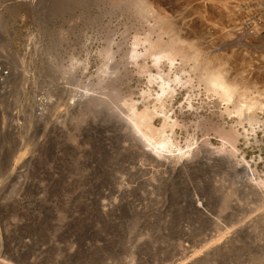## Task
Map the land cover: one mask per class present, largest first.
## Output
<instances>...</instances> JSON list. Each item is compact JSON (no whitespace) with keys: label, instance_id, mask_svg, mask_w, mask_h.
I'll return each instance as SVG.
<instances>
[{"label":"rangeland","instance_id":"obj_1","mask_svg":"<svg viewBox=\"0 0 264 264\" xmlns=\"http://www.w3.org/2000/svg\"><path fill=\"white\" fill-rule=\"evenodd\" d=\"M46 1L0 0V264H264V117L223 151L211 128L235 121L200 77L145 55L158 1L136 0L148 21L126 3ZM157 73L174 89L167 135L195 143L161 166L121 141L115 109L152 102Z\"/></svg>","mask_w":264,"mask_h":264},{"label":"bare ground","instance_id":"obj_2","mask_svg":"<svg viewBox=\"0 0 264 264\" xmlns=\"http://www.w3.org/2000/svg\"><path fill=\"white\" fill-rule=\"evenodd\" d=\"M49 1L51 3V0ZM83 1L54 0L52 3L56 10L63 11L75 5H81ZM109 1L112 5L129 4V8L134 9L135 13L141 17L151 13L153 8L152 6L148 8L150 5H142L136 0ZM156 1H158V10L154 11L155 15L151 17L154 25L147 33L149 36L156 33L157 39L152 42L146 33L144 34L146 38L141 36L148 46L145 48V55L153 58L158 64L166 61L171 67L178 59L182 68H189L190 71L187 74L192 73L200 77L205 91L215 96L219 104L223 106L219 116H227L229 120L233 118L232 122L235 121L229 129L218 126L211 128L221 139L223 151L228 149V153L234 155L237 152L236 144L239 139L241 137L247 139L249 133H254L255 129L262 124L261 116L264 117V86H262L264 82L260 81L261 85H258L257 79L264 77L263 74L261 76V68H264V0H252V2L249 0H175L171 7L173 17L164 9L167 0ZM191 16L194 18L192 19ZM144 17L143 19H146ZM230 25L233 29L228 27ZM186 38H190L191 41H185ZM251 71L256 72L254 75L256 81L252 79L254 76L250 77ZM157 79L162 82L159 87L160 94L156 93L152 102L146 104L141 111H138L133 103L126 102H120L121 105H116L115 109L119 117L123 119L122 125L125 132L127 131L124 132L125 135L121 141L130 143L127 145L129 148H137V151L141 149L147 159L161 166L158 159L166 161L174 157L180 160L189 155V148L195 143H188L186 151H183L175 146L171 136L167 135V131H171L177 125V122L171 121L163 109L168 97H172L174 89L170 87L168 75L163 76L157 73L150 76V81ZM176 80H179L177 75L175 83ZM90 104V106L93 105L92 102ZM122 106L127 109H122ZM155 118L161 119L160 127L154 126ZM201 120L199 124L202 125L206 120L204 121L203 118ZM238 127L242 129L241 132ZM24 155L25 153H20L17 159L21 160ZM243 173L247 177L254 174L249 169H245ZM258 192L261 194L262 191ZM216 235L219 236V234ZM215 241L212 243H216ZM222 241H225L223 237L216 244Z\"/></svg>","mask_w":264,"mask_h":264}]
</instances>
